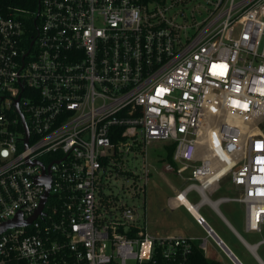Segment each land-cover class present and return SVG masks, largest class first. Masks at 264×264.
Masks as SVG:
<instances>
[{
  "label": "built area",
  "instance_id": "2783aa9c",
  "mask_svg": "<svg viewBox=\"0 0 264 264\" xmlns=\"http://www.w3.org/2000/svg\"><path fill=\"white\" fill-rule=\"evenodd\" d=\"M30 15L0 7V264H190L196 238L150 229L157 142L204 253L235 261L204 205L264 234V0H40L32 36Z\"/></svg>",
  "mask_w": 264,
  "mask_h": 264
},
{
  "label": "rangeland",
  "instance_id": "374dc122",
  "mask_svg": "<svg viewBox=\"0 0 264 264\" xmlns=\"http://www.w3.org/2000/svg\"><path fill=\"white\" fill-rule=\"evenodd\" d=\"M165 147L164 142H157L150 148L155 166L147 190L150 229L155 234L160 235L193 236L196 238L197 243L201 244L206 238V232L196 223L191 213L184 206L177 205L174 200L173 187L182 188L183 180L174 172L164 171L163 168L166 165L164 159L167 156ZM226 192L231 191L224 188L222 192L213 195L212 198L215 199L219 195L226 194ZM188 199L190 202L196 203L199 196L192 192ZM219 209L227 219L236 224L244 237L251 242L250 233H247L244 227L245 211L241 203H223L219 206ZM199 211L233 252L245 261L244 248L232 238L221 217L208 205L202 206ZM207 244L205 255L209 259L217 261L218 264H233L225 252L218 248L211 238H208Z\"/></svg>",
  "mask_w": 264,
  "mask_h": 264
},
{
  "label": "trees",
  "instance_id": "16d2710c",
  "mask_svg": "<svg viewBox=\"0 0 264 264\" xmlns=\"http://www.w3.org/2000/svg\"><path fill=\"white\" fill-rule=\"evenodd\" d=\"M0 7L7 11L9 7L23 8L30 12V18L27 20V28L30 35H35L37 33V27L40 23V18L37 19L35 25L34 19L36 13L40 7V0H0ZM173 150L171 149L166 159L172 161ZM165 160V159H164ZM190 264H218L217 261L209 259L204 251L199 247L198 243H194L193 251L190 255Z\"/></svg>",
  "mask_w": 264,
  "mask_h": 264
},
{
  "label": "crops",
  "instance_id": "0c3cea01",
  "mask_svg": "<svg viewBox=\"0 0 264 264\" xmlns=\"http://www.w3.org/2000/svg\"><path fill=\"white\" fill-rule=\"evenodd\" d=\"M223 190V189H222ZM221 190V192H222ZM227 193V192H226ZM233 203V202H231ZM177 204V203H176ZM178 205V204H177ZM244 208L245 211V206L243 204H241ZM246 214V213H245ZM192 215V214H191ZM193 216V215H192ZM221 219L224 222V224L226 225V227L228 228V230L230 231L232 238H234V240L238 243L241 244V246L244 248L243 254H244V259L245 261H243L240 257H238L237 254L234 253V255L236 256V258L242 263V264H264V243L260 244L259 246L256 247V249L254 248H250L247 247L246 244L244 243V241H247L250 244H255L257 243L261 238L264 237V234H260V233H256V232H248L246 230V224L244 223V227L247 233H250V237L252 238V241L250 242V240H248L247 238L244 237V235L241 233V231L239 230V228L236 226V224H234L233 222H231L229 219H227L223 213L221 212ZM194 218V217H193ZM197 223V222H196ZM200 226V225H199ZM188 237H193V236H188ZM230 259V258H229ZM231 262L233 264H238L236 263V261H233L232 259H230Z\"/></svg>",
  "mask_w": 264,
  "mask_h": 264
},
{
  "label": "water",
  "instance_id": "95a60500",
  "mask_svg": "<svg viewBox=\"0 0 264 264\" xmlns=\"http://www.w3.org/2000/svg\"><path fill=\"white\" fill-rule=\"evenodd\" d=\"M33 43V42H32ZM23 117V116H22ZM27 130V129H26ZM27 132V137H26V142L28 141V136H29V132ZM39 163V162H38ZM44 173H45V169H44ZM41 181L47 185V191L49 190V187H50V177L49 175L45 174L42 178H41ZM47 192L45 193L44 197H43V204L44 202L46 201L47 199ZM20 224L18 222V220H14V221H11V222H7V223H4L2 226H0V232L2 231L3 228H7V227H12V226H15V225H18ZM234 259L235 261L238 263V264H242L235 256H234Z\"/></svg>",
  "mask_w": 264,
  "mask_h": 264
},
{
  "label": "bare ground",
  "instance_id": "6f19581e",
  "mask_svg": "<svg viewBox=\"0 0 264 264\" xmlns=\"http://www.w3.org/2000/svg\"><path fill=\"white\" fill-rule=\"evenodd\" d=\"M186 203L191 206V204L188 201H186ZM191 208L193 210V213L197 215L198 214L197 210L194 207H191Z\"/></svg>",
  "mask_w": 264,
  "mask_h": 264
},
{
  "label": "snow or ice",
  "instance_id": "6c2138e0",
  "mask_svg": "<svg viewBox=\"0 0 264 264\" xmlns=\"http://www.w3.org/2000/svg\"><path fill=\"white\" fill-rule=\"evenodd\" d=\"M161 91H164V90H161ZM244 107H247L246 105Z\"/></svg>",
  "mask_w": 264,
  "mask_h": 264
}]
</instances>
